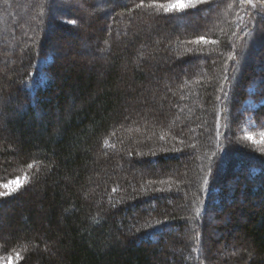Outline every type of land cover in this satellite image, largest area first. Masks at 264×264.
Instances as JSON below:
<instances>
[{"label": "trees", "instance_id": "1", "mask_svg": "<svg viewBox=\"0 0 264 264\" xmlns=\"http://www.w3.org/2000/svg\"><path fill=\"white\" fill-rule=\"evenodd\" d=\"M77 1L0 0V257L264 264V14Z\"/></svg>", "mask_w": 264, "mask_h": 264}, {"label": "rangeland", "instance_id": "2", "mask_svg": "<svg viewBox=\"0 0 264 264\" xmlns=\"http://www.w3.org/2000/svg\"><path fill=\"white\" fill-rule=\"evenodd\" d=\"M53 1L56 3V5H60V4H63L66 0H53ZM68 1L69 2H67V3L69 4V7H77L78 8V9L74 8L73 11L72 10L70 11L71 16L74 18L82 17L83 16L82 13H84L83 11H85L86 8L82 7L81 3H79V1H77V0H68ZM213 1L214 0H205L204 3H200L196 7L203 6V5H209ZM262 1L263 0H244V7H243V10L241 11V13H239V15L237 13L236 14L234 13V15H238V18L236 20L237 21L236 23H238V28H236V32L233 35V37H236L234 47H236V44H239V42L242 41L241 38L244 39L247 37V34L249 33L248 32V26L252 27V25L256 22V18H254L255 17L254 15H257L258 13H259V15L264 14V5H263ZM167 3H169V2H167ZM164 4H166V3H164ZM218 6H219L218 9L220 10L221 5L218 4ZM189 9H192V8H189ZM189 9H186V10H189ZM230 12L231 11H229V13ZM229 13L227 12L228 15H229ZM212 14H213V11H212ZM60 15H61L60 13L54 12L52 15V19H53V17H57L56 19L60 20L59 19ZM72 17H70L69 20H61V21L63 24L70 25L71 27H73L74 30L76 31V30L80 29L81 27L80 28L77 27L78 24H77L76 20H74ZM71 21H75V23H71ZM55 33L57 35H59V34L62 35V37H67V38H65V41L62 44V49H70L71 43H72V41H74L73 40L74 38H72V37H75V36L70 35V34L68 35V34H65V33H62L59 31H57ZM259 33L257 32L255 34H259ZM244 42L247 43L246 39L244 40ZM244 42L241 44L242 48H245L246 44ZM41 62H44V61L42 60ZM45 62H48V60L46 59ZM249 105L254 107V105L251 104V102H249ZM245 131L247 132L246 133L247 136L245 135L246 136L245 139L248 140L250 142V144H252L253 146H256V145L261 146L263 144V142H264V133L263 132L262 133L255 132L256 134L253 133V135H252V134H249L250 132H248L247 130H245ZM245 131H244V133H245ZM249 137H251V139H249ZM15 182L8 184L7 186H9V187H5L6 185L0 186V192H4L5 190L9 191V188H15V189L19 188L21 185V182H20L19 186H17ZM226 220H227L226 217L222 218V221H226ZM211 223H212V227H211L210 231L213 230L212 229L213 227H215L216 225H219L220 221L218 223H216V222L215 223L211 222ZM230 242L233 245L235 244V241H233V240H231ZM239 254H241V251L238 248L235 249L234 251H232V250L226 251L225 245L223 244L220 248V252H219V255H217V258L220 261H223L227 258L238 256ZM16 261H17V258H15V257H11V258L10 257H7V258L0 257V264H16L17 263Z\"/></svg>", "mask_w": 264, "mask_h": 264}, {"label": "snow or ice", "instance_id": "3", "mask_svg": "<svg viewBox=\"0 0 264 264\" xmlns=\"http://www.w3.org/2000/svg\"><path fill=\"white\" fill-rule=\"evenodd\" d=\"M205 0H171V2L167 4H162L160 7L163 9L165 13H174L181 12L189 8H196V6L200 3H204ZM71 23H75V21H71ZM251 139V137H249ZM17 186H19L20 181L15 182ZM9 187V186H5ZM15 188H9L7 192H0V197L10 195Z\"/></svg>", "mask_w": 264, "mask_h": 264}]
</instances>
